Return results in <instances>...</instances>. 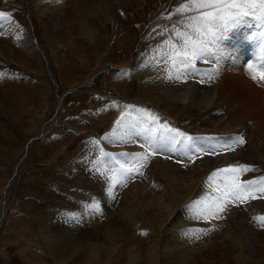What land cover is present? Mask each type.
<instances>
[{
  "label": "rangeland",
  "instance_id": "374dc122",
  "mask_svg": "<svg viewBox=\"0 0 264 264\" xmlns=\"http://www.w3.org/2000/svg\"><path fill=\"white\" fill-rule=\"evenodd\" d=\"M40 2L0 0V11L39 47L32 54L12 31H0V214L6 207L0 222V264H264V222L256 219L264 217V193L254 189L252 196L259 201L249 196L243 202H248L246 206L233 210L232 204L238 201L227 205L221 218L214 219L217 227L205 220L207 229L214 228L213 233H207L209 237L203 233L191 236L184 253L164 259L174 252L168 244L172 242V221L185 216L181 211L204 187L207 175L226 167L222 158L206 159L213 141L202 148L206 152L199 149L200 154L192 153L197 149L195 135L216 129L212 120L195 106L189 109L183 102H165L161 88L152 91L143 85L144 72L133 73L135 63H141L145 54L167 42L171 34L192 31L186 27L187 17L196 13L176 11L188 0H49L43 12ZM255 34L263 35L264 40V24L248 16L234 22L219 40L231 51L235 45H245L239 40L241 35L246 40ZM209 56L216 59L212 49ZM246 56L241 61L244 66L254 55ZM259 60L256 68L261 72L264 55ZM138 109L157 116L162 121L159 127L167 124L192 135V141L179 137L176 145L165 133L157 132L154 137L160 145L169 142L159 150L165 168L171 170L166 169L167 174L174 171L184 179L179 205L171 202L167 176L147 156L143 175L133 172L124 186H114L110 201L103 200L105 209L111 210L116 201L113 214L106 217L101 213L99 217L84 207L88 203L82 198L81 187L91 178L79 176L82 156L88 143L94 142V154L105 159L111 177L119 178L118 154L124 148L116 143L104 146L100 137L126 113L140 115ZM222 113L227 116L228 110ZM45 122L50 125L40 131ZM250 125L254 133L258 124ZM179 143L183 147L179 148ZM249 147L241 145L237 148L240 152L230 158L233 165L250 166L239 173L242 182L264 177V144L257 149L260 153ZM179 149H189L193 159H187ZM143 188L147 189L146 199H152L148 207L133 193ZM204 192L203 199L213 193ZM169 204L174 207L170 216L171 210L165 208ZM202 220L195 219L196 224ZM161 239L167 246L162 247Z\"/></svg>",
  "mask_w": 264,
  "mask_h": 264
},
{
  "label": "bare ground",
  "instance_id": "6f19581e",
  "mask_svg": "<svg viewBox=\"0 0 264 264\" xmlns=\"http://www.w3.org/2000/svg\"><path fill=\"white\" fill-rule=\"evenodd\" d=\"M47 1H49V0H41V2L39 4L41 12H43L45 10L46 5L48 3ZM61 3L62 2H60L59 4H61ZM59 4H57V5H59ZM5 29L12 31L16 35V37H17L18 41L21 43V45L24 46V48L26 50H28L29 52H31L32 54L39 51L38 50L39 47L36 46V44L33 41L34 39H32V37L28 36V34L26 35L24 33L23 29L20 26H18V24L15 23L14 21H12L11 19L10 20L9 19L0 20V31L5 30ZM182 33H184V32H182ZM188 33H192V31H188ZM251 34L253 35L254 33H251ZM193 38H195L194 34H193ZM244 39H245V36L241 35V39H239V40H240V42H242V40H243V42L245 43L244 46L242 44L235 45V49L231 50V51L226 50V48H227L226 45L221 43L222 41L219 39L217 41V45H211L210 44L212 51L215 53L216 59L214 60L212 58V56L211 57L209 56L210 54H206L204 56V58L197 59L195 61L196 68H198L199 66L201 67L200 73H202V74L203 73H211L212 74V77H213L212 80L207 81V77H204L206 82L203 84H201L199 82V80H200L199 76H197V78L199 77V80H197V78H195V77H190L189 78L190 80L182 81L181 83H184L183 86H180L181 84H179V83H169L164 78L166 76V73L163 71L165 65L163 63V60L161 59L160 56L157 55V53L161 52V51H165V50H167V51L171 50L170 47L168 49H165L166 42L163 43L162 45H160L159 48H156V49L154 48L151 52L148 53V55L145 54L146 57L144 56L143 61L141 63L136 62L134 67H133V73L138 74L139 72H141V74H142V72H144L143 74L146 75V76L144 75V84H143V85H145L146 88L148 87V88L152 89V91L155 90L156 87L161 88V92L164 95L163 100L165 102H173V101L181 102V103L183 102L182 104H184L189 109H191V107L195 106V108H198L199 111H201V114L206 116L208 118V120L209 119L212 120L211 123L214 126H216L215 130H212V131L211 130L210 131L205 130L204 133L199 134V135H195V138H198V140H196V142L193 144L197 148L196 149L197 151H195V152L200 154V152H198L199 149L206 148L209 145V143H211V141H213L214 145L218 151L216 154L211 153L210 155H207L206 159L207 158L209 159L210 157L216 158V159L222 158L225 160L226 167L231 165V164H229V162H231L230 161L231 156L240 152L239 149H240L241 145L236 146L232 150L219 151V149L221 148V145H223L225 142L231 143L232 138H242L244 140L243 144H247V146H250L249 148L252 147L253 149H256L255 152H257V149H259L258 147H261V145L264 144V140H262V138H261L262 136H264V80L260 79V77H259L260 70L256 68L257 65L260 63L259 59L260 58L262 59L263 55H264V40H263V35L260 36L258 34H255L254 36L249 37V39L248 38H246V40H244ZM247 39H248V41H247ZM262 40H263V43H262ZM167 42L174 43L177 45V47H179L183 43V40L177 34L173 33L170 35ZM247 44H249L250 46L249 45L247 46ZM248 50H250V51H248ZM251 54H253L254 56L251 58V60H249V58L251 57ZM245 55H247L249 57L247 59V61L249 60L247 62V66L246 65L244 66L241 64V61H242L243 57L245 58ZM157 60H160L161 62L157 63ZM248 65H252L253 66L252 69H249ZM211 70H213V72H211ZM253 74L257 75V79H255V80L252 79ZM192 78H195L194 82L191 80ZM176 84H178V85H176ZM143 90H145V89H143ZM157 93H159V92H157ZM60 103H61V101H58L57 106L60 105ZM58 108L60 109V107H58ZM226 109L228 110L227 116L223 115V113H222ZM160 121L161 120H158V122L153 123L151 120L148 119V117L146 115H141V114L136 115L135 111L133 112V114L128 112L122 118L120 123H118L116 126H114V128L108 134H106L104 137H100V139L104 142L103 143L104 146L105 145H111L112 143H116V144L121 145V147L124 148L123 152H125V153L122 152L121 154L120 153L118 154V158L120 157L119 158L120 160L118 161V166H120L121 164H124L125 166H131V163L133 162V156L129 151L135 150L136 153H145L147 151V152L151 153L152 149H155V152L153 154L148 155V158H151L150 160L155 161L154 164H155L156 168L159 169L158 171L160 173H162L163 175L167 176V182H168L167 185H169L170 188L172 189V191L170 193L171 194V202L175 203L176 205H179L178 200L181 197L180 196L181 190L184 189V186H183L184 179L182 177L178 176L177 174H175L174 171L169 172L170 175L173 177L169 176L167 174V172L171 171V170L165 168L166 165H164V163L162 162V159L159 156V154L162 153L159 151V150H162L161 148L167 147L168 143L170 142L171 139H172L171 140L172 145H176L177 139L179 137H176L174 135V133L167 132L162 128L160 129V127H159ZM250 122H252V123L254 122V123L258 124V126H257L258 133H257V129L253 133V131H252L253 129L251 128L252 125H250ZM129 124L132 127L128 126ZM49 125H50V122L43 123L40 131L47 129ZM254 126H256V125L254 124ZM227 127H228V129L225 130V128H227ZM157 132H160L161 134L165 133V134L169 135L170 136L169 142L165 143V145H160V143L154 139L155 136H158ZM180 132H182V131H180ZM165 134H163V135H165ZM185 135L188 136L189 134L188 135L185 134ZM148 136L150 137V139H152V142L150 141L151 145H152V149H150L148 147V145L150 144V143H148ZM258 139H259V141H257ZM198 143H200V145H198ZM186 145H188V144H186ZM201 145H204V146H201ZM94 147H95L94 142L88 143L87 147L85 148V153L82 156V162H81L82 164H80V169L78 170L80 177L83 178V177H86V175H87V177L89 179L91 178L90 179L91 182L88 179L89 180L88 185L85 182L82 183V187H81L82 188V194L81 195H82V198L88 204L92 203L93 201L98 203L99 211L96 213L99 214V217H100L101 213H105L106 217H109L113 214L112 211H114L113 210L115 207L114 203L116 201H114V203L112 204L114 206L113 209L111 210V208L110 209L108 208L110 210V212L107 213L108 209H105L106 206H105L103 200L104 201L105 200L110 201L111 200L110 198L112 197V193L114 192V191H111V194H109V191H108V186H109V183L111 182V172L112 171H109V169L107 168V166H106L107 163L106 164L104 163V162H106L104 158L100 159L96 154H94ZM178 147L179 148L183 147L182 143H179ZM237 148H239V149H237ZM163 150H165V149H163ZM90 151H91V153H90ZM204 152H206V151L203 150V152H201V153H204ZM136 153H134V154H136ZM179 153L183 154V155L191 156V154H188L189 149L181 150V152L179 149ZM192 153L194 156V154H195L194 151H192ZM257 153H260V152H257ZM178 156H180V155H178ZM262 158H264L263 155H262ZM183 160H185V159H183ZM89 165H91L90 168L88 167ZM232 165H233V163H232ZM162 166H164V167H162ZM224 167H225V165H224ZM173 168H174V166H173ZM115 170H117V169H115ZM215 170H217V169L216 168L213 169L212 172H214ZM102 173H105V175ZM90 174L93 175L94 179L92 178V175H90ZM137 175H138L137 173H134V176H137ZM210 175L211 174H209L207 176L209 177ZM208 177H207L206 181H208ZM260 178L261 177L257 178L256 180H259ZM104 179L107 182L104 181ZM140 181H142V180L140 179V180L136 181V183L140 182ZM125 183H127V181H125ZM12 184H13V182L11 181L10 185L7 189V192H6V196H5L6 199L9 195L10 188H11ZM124 184H123V186H124ZM116 185L118 186V183ZM185 185H186V187H188L189 183L185 182ZM259 186L260 185H254L252 189L257 191ZM146 187H147V185H146ZM189 189L191 190V188H189ZM146 191H147V189L143 188L142 191L140 190V191H134L133 192L136 199H138L139 203L144 207H148L151 205L148 202V200H150L151 198L150 199L148 198V200H147L145 197V196H147V195H145L146 193H144ZM203 191H205L204 193L213 192L212 196L217 195V192L213 191L211 188H209L205 182L204 187L201 188L200 192L198 191V193L195 196L196 199L194 197L192 202L196 201V200H202L203 199V195H202ZM141 199H143L145 201V203L142 202ZM164 200H165V197H164ZM254 200H256V202L259 201V199H256V198ZM152 203H153V201H152ZM244 203L241 204V202L238 201L237 203H234V204L229 203L228 205L229 206L231 204L234 205V206H232L233 210H234L235 208H237L238 205L243 207V206H246V204H248V202H246V204H244ZM229 206H227V208H229ZM5 208L6 207L4 205L3 209H2V213L0 214L1 215L0 216V222H1V218L3 216V212H4ZM165 208L171 210L170 213L168 212L169 213L168 215L170 216L172 210H174V207L171 204H169L168 207H165ZM170 208H172V209H170ZM175 209H176V206H175ZM115 210H117V208ZM181 213L184 214L185 216H180L179 219L172 221V225L170 228V229H172V231H171L172 242L169 241L170 243H168V244H170V246L173 247L174 252L172 251L171 253L170 252L167 253L164 256L165 260H169V258L176 259L180 253L185 252V250L187 249V246H184V244L190 242L191 241L190 239H192V237L194 235L198 234V233H195V234L190 233L188 230H190V229H207L206 228L207 224H206L205 220H202L200 222V224H198V223L196 224V221L193 218V212L192 211L188 210L187 208H184L183 211H181ZM187 215H188V217H186ZM182 217L183 218L185 217V218L181 219ZM180 219H181V221H180ZM208 221H209V223L214 222L215 227H217L216 226V224L218 223L217 221L215 222L214 219H211ZM175 225H178V226H175ZM60 229H62V228H60ZM62 230H63V233H67V230L65 228H63ZM213 231H214V228H213V230L209 231L208 234L213 233ZM64 235H67V234H64ZM200 236H201V234H200ZM107 238H108V242L112 243V238H110V234H107ZM164 238H166V239L169 238V235L164 234ZM160 242L163 244L162 247L167 246V245H164V239H161ZM111 246H112V244H111ZM188 248H191V247L189 246Z\"/></svg>",
  "mask_w": 264,
  "mask_h": 264
},
{
  "label": "snow or ice",
  "instance_id": "6c2138e0",
  "mask_svg": "<svg viewBox=\"0 0 264 264\" xmlns=\"http://www.w3.org/2000/svg\"><path fill=\"white\" fill-rule=\"evenodd\" d=\"M177 12H195V15L187 17V28L192 30V33L177 31V35L183 40V43L177 47L176 44L166 42L165 49L170 47V51H161L157 55L161 57L165 65L163 71L166 73L164 77L169 83H179L187 81L190 77H200L199 82L205 83L204 77H207V81L212 80L211 73H200L199 69L195 66L197 59H202L206 54L211 53L209 45H217L218 39L222 33L230 27L234 22H239L243 18L248 16H254L261 24H264V0H188L187 3L181 4L176 9ZM11 19L7 13L0 11V20ZM193 34L195 38H193ZM157 60V63H160ZM249 69H252V65H248ZM264 69V64L261 65ZM260 79L264 80V71L259 73ZM252 79H257V75L253 74ZM141 115H146L153 123L158 122L159 118L152 115L146 109H138ZM160 128L167 132L174 133L176 137H180L184 140L192 141L191 136H186L178 129L168 127L167 124H161ZM244 140L242 138H232L231 143L225 142L221 145L219 151L232 150L238 145H242ZM148 147L152 149V145ZM191 147V146H190ZM192 151H197L195 148ZM203 151V149H200ZM209 151L212 154L217 153V148L213 145ZM152 152L136 153L133 156L132 166L120 165L119 178L117 176L111 177V182L108 186L109 194L113 187L120 183H125L126 179L133 172L143 175L141 169L144 167V161L147 160V156L153 154ZM107 155V154H106ZM189 160L193 159V156H188ZM250 170V166L246 165H229L224 168H219L211 173L206 181L209 188L217 192L215 196H206L202 200L193 201L191 204L185 207L193 212L194 219H220V214L226 211L227 205L235 201L241 203L245 202L249 196H252V188L254 185H260L257 189L259 192L264 193V177L259 180H247L241 181L239 173L241 171ZM219 181V183H218ZM252 198H255L252 196ZM86 210H92L93 212L99 211V205L93 201L90 204H86ZM257 220L264 222V217H257ZM190 233H203L207 234L211 229H190Z\"/></svg>",
  "mask_w": 264,
  "mask_h": 264
}]
</instances>
